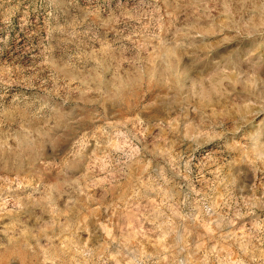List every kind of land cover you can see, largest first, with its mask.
I'll use <instances>...</instances> for the list:
<instances>
[{
  "label": "rangeland",
  "instance_id": "374dc122",
  "mask_svg": "<svg viewBox=\"0 0 264 264\" xmlns=\"http://www.w3.org/2000/svg\"><path fill=\"white\" fill-rule=\"evenodd\" d=\"M0 264H264V0H0Z\"/></svg>",
  "mask_w": 264,
  "mask_h": 264
}]
</instances>
